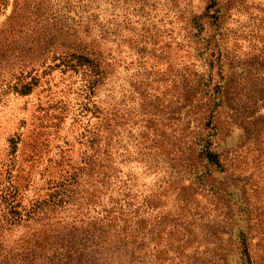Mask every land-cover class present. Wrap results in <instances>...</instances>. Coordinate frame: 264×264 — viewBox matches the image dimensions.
Segmentation results:
<instances>
[{
  "label": "rangeland",
  "instance_id": "374dc122",
  "mask_svg": "<svg viewBox=\"0 0 264 264\" xmlns=\"http://www.w3.org/2000/svg\"><path fill=\"white\" fill-rule=\"evenodd\" d=\"M4 1L0 0V193L11 185L21 193L18 200L24 196L23 203L44 196L50 185L78 174L90 150L88 132L106 126L102 138H108L112 170L117 174L112 200L127 192L137 194L138 203L153 199L154 209L142 213V228L149 229L152 223L159 229L151 240L144 238L139 264H245L232 241L238 240L241 230L251 236L246 254L251 264H264V91L260 80L264 77V0H216L223 70L234 78V100L241 104L237 122L214 143L218 152L240 148L231 165L233 184L229 182L228 187L235 202V225L231 234L219 233L223 250L213 248L219 243L214 237L204 239L202 234L190 237L186 245L175 242L170 249L162 229L165 222L158 225L157 221L165 215L183 220L189 216L176 206L177 190L160 188L163 193L148 196L166 175L159 165L164 150L180 138L186 125L183 118L177 123L158 117L175 106L185 83L194 87L195 75L205 71L195 16L205 15L208 0H7L5 11ZM43 42L58 49L61 43L80 42L103 58L107 78L95 89L88 110L80 75L61 70L53 53L39 54ZM20 49L25 59L36 61L26 70L30 71L26 81L38 78L27 94L1 85L17 75L18 68H12L10 61ZM105 143L102 140L101 146ZM196 192L189 190L192 210L197 207L216 215L209 197ZM3 209L0 198V219ZM82 210L90 219L104 214L99 206ZM115 223L123 227L122 221Z\"/></svg>",
  "mask_w": 264,
  "mask_h": 264
},
{
  "label": "trees",
  "instance_id": "16d2710c",
  "mask_svg": "<svg viewBox=\"0 0 264 264\" xmlns=\"http://www.w3.org/2000/svg\"><path fill=\"white\" fill-rule=\"evenodd\" d=\"M1 4L5 11L8 1ZM215 8L216 0H208L205 15L195 16L200 24L197 43L201 45L199 49L205 59L202 62L205 71L195 75L194 87L185 83L176 96L175 106L169 107L163 111V116L158 117L161 121L170 119L178 123L181 118L186 121L181 128L180 138H176L164 150L159 165L165 168V177L159 179L155 191L148 193V196L155 198L163 193L159 191L160 188L164 191L167 188L177 190L176 206L181 214L189 216V219L186 216L183 220L182 216L173 218L165 215L157 221L158 225L165 222L162 229L168 234L167 245L170 249L175 242H180V246L186 245L190 237L192 239L195 234H202L204 239L214 237L219 243L215 242L213 248L223 250L219 233L231 234L235 225V202L228 187L233 184L230 182L233 179L231 165L239 156L240 148L218 152L214 150V143L237 122L241 104L234 100V78L223 70L221 22L219 10ZM211 9L210 14L208 10ZM7 33H11V30H7ZM73 43L71 46L58 44V49L57 45L49 46V42H43L44 48L38 51L41 55L53 53L54 60H58L57 65L62 66L61 70L80 75L86 98L84 107L88 110L87 103L91 101L95 89L107 78V68L103 58L94 53L92 47L82 46L80 42ZM23 50L12 54L10 61L12 68L17 66V75L13 74L1 83L18 94L29 93L33 81H38L33 77L31 81H26L30 72L26 70L32 68L36 61L33 58L25 59ZM260 80L264 91V77ZM242 103L246 107L245 101ZM105 128L98 127L88 132L90 150L84 154L77 169L78 174L71 173L64 180L50 185V191L44 196L28 198L23 203L24 196L19 200L17 198L21 195L17 187L9 185L1 189L4 209L0 219V264H139L144 238L151 240L156 229H159L152 223L149 229L142 228V213L154 209L153 199L144 198L138 203L139 196L127 192L131 202L126 200V193L112 200L111 192L116 188L117 174L112 170L114 162L108 138H102ZM102 140L106 141L104 146H101ZM145 161L148 163L147 159ZM247 184L248 180H245L241 185L243 196L246 195ZM79 185V189L75 187ZM191 188L209 197L217 210L216 215L211 216L208 211L203 212L197 207L192 210ZM244 199V204H247L246 197ZM107 202L112 205L107 207ZM91 206H99L103 216L90 219V215L83 214L82 209ZM124 207H127L126 211ZM68 216L71 219L68 220ZM128 220L132 223L127 224ZM117 221H122V228H118ZM245 221L248 229L249 219ZM249 239L251 236L248 237V232L241 230L238 240H232L241 259L245 257V264L252 263L246 255Z\"/></svg>",
  "mask_w": 264,
  "mask_h": 264
}]
</instances>
